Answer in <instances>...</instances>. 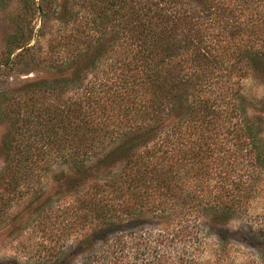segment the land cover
Wrapping results in <instances>:
<instances>
[{
  "label": "trees",
  "instance_id": "trees-1",
  "mask_svg": "<svg viewBox=\"0 0 264 264\" xmlns=\"http://www.w3.org/2000/svg\"><path fill=\"white\" fill-rule=\"evenodd\" d=\"M115 2L118 30L109 41L105 33L97 38L96 52L78 57L76 63L89 61L86 66L52 67V96L71 92L72 98L52 104V121L45 130L34 128L39 143L22 144L31 111L24 124L6 118L8 154L0 191H19L36 171L51 166L52 191H79L89 180L102 183L107 176L105 188L94 184L92 195L82 202V218L91 226L87 233L70 245L56 237L45 249L47 255L33 264H161L147 257L175 238V227L185 222L186 213L178 209L200 214L193 194L178 202L183 191H174L181 189L184 157L193 174L200 172L203 160H211L215 177L228 186L237 157L264 162V144L254 124L238 119L249 99L245 81L255 83L264 73V0ZM24 40L11 36L7 49L25 50ZM72 41L63 47H73L76 36ZM84 68L93 78L86 84ZM11 93L3 90L0 100L14 99ZM5 116L0 112V123ZM225 144L235 150L219 156ZM243 147L248 150L239 154ZM115 163L128 171L111 174L108 167ZM146 182L150 194L137 188L147 190ZM230 183L245 185L239 175ZM123 187L130 191H119ZM205 206L210 213L216 207L209 201ZM158 220L164 224L158 234L144 230L143 224L156 226Z\"/></svg>",
  "mask_w": 264,
  "mask_h": 264
},
{
  "label": "rangeland",
  "instance_id": "rangeland-1",
  "mask_svg": "<svg viewBox=\"0 0 264 264\" xmlns=\"http://www.w3.org/2000/svg\"><path fill=\"white\" fill-rule=\"evenodd\" d=\"M115 1L0 0V92L9 90L15 97L0 100V112L7 115L0 123V174L8 154L4 144L8 130L6 118L14 117L24 124L31 111L30 124L25 126L28 130H23V138L27 141L22 144L39 143L40 135L33 133L34 128L45 130L46 122L52 121V104L57 106L72 98L71 92L52 96V67H66L70 63L74 67L86 66L89 61L85 58L76 63L81 54H93L98 49L97 38L105 33L109 41L118 30L113 18L118 5ZM93 2L100 4L102 10L91 6ZM128 5H131L130 1ZM11 36L23 37L26 49L22 51L12 45L8 50L6 44ZM74 36L77 38L75 45L64 48L65 43L73 42ZM7 56L10 62L4 66ZM92 79V73L84 68L82 82L86 84ZM245 85L249 99L238 119L253 123L261 144H264V104H261L264 101V73L255 83L246 80ZM254 100L262 101L254 104ZM228 148L235 150L230 144L222 145L217 151L219 156L225 155ZM247 150L243 147L239 154ZM236 162L228 178L232 181L239 175L244 186L235 187L230 181L228 186L227 180L215 177V165L208 159L199 164L200 172L193 174L184 157L180 179L177 178L181 189L174 191H183L178 202L193 194L200 214L195 216L192 211L185 210L187 207L179 208L186 212L185 222L175 227V238L167 248L151 253L148 259L157 258L161 264H264V162L253 163L250 156L237 157ZM108 168L110 173H117L123 166L115 163ZM48 169L36 171V177L18 186L19 191H0V264L10 260L21 264L36 263L47 255L45 249L52 247L56 237L70 245L79 241L91 227L90 221L82 218L85 212L82 202L92 195L94 184L105 188L102 184L107 176L101 178L102 183L89 180L79 191H52V166ZM62 170L66 172V168L62 167ZM123 171L128 170L123 168ZM157 184L161 186L159 182ZM151 185L157 187L154 182ZM146 186L147 190L144 186L137 188L150 194V182H146ZM119 191L130 190L123 187ZM120 199H126V196ZM208 201L216 206L211 213L205 206ZM156 223L161 224H143L144 230L155 236L157 229L164 226L160 220Z\"/></svg>",
  "mask_w": 264,
  "mask_h": 264
}]
</instances>
